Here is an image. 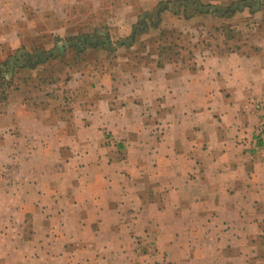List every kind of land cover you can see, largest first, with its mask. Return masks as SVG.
Segmentation results:
<instances>
[{
	"label": "crops",
	"instance_id": "obj_1",
	"mask_svg": "<svg viewBox=\"0 0 264 264\" xmlns=\"http://www.w3.org/2000/svg\"><path fill=\"white\" fill-rule=\"evenodd\" d=\"M256 47L181 64L123 57L74 82L70 116L44 134L24 128L43 111L11 106L20 134L4 131L1 169L29 173L3 184L0 264H264V38Z\"/></svg>",
	"mask_w": 264,
	"mask_h": 264
},
{
	"label": "rangeland",
	"instance_id": "obj_2",
	"mask_svg": "<svg viewBox=\"0 0 264 264\" xmlns=\"http://www.w3.org/2000/svg\"><path fill=\"white\" fill-rule=\"evenodd\" d=\"M94 1L97 3L94 4ZM191 1L24 0L19 5L10 0V3L13 2L10 4L11 12L18 16L14 22L10 17L6 16L5 19L6 11L3 7H7V3L0 0V66L16 58L20 66V56L23 62L29 60L36 63L38 56L46 57L58 48L59 43H64L63 52L53 53L62 55L56 59L44 61L34 69L15 67V85L7 100L0 101V233L5 222L2 217L5 200L8 201L7 197L4 199L2 196L3 189H6L9 180L13 181L15 175L10 170V165L8 171L1 169V166L10 163L11 158L9 154L5 156L1 152V141H4L5 134H9L5 130L20 134L17 127L8 125L9 119L4 116L9 113L11 106L26 103L28 108L25 111L39 109L41 115L43 111V125L25 122L24 128L28 132L44 134L46 131L60 130V125L55 122L56 118L70 116L71 103L79 97L72 92L76 87L74 82L78 83L85 78L84 85L80 87L84 89L86 83H92L91 76L101 69H112L119 63L125 64L126 59L123 57L128 58L129 66L145 64L153 59L155 50L162 51V48L169 45L173 49L168 55H164V60L179 64L185 60L193 63L191 53L195 52L206 51L207 54L214 55L237 51L244 55L255 53L256 43L264 38V0H196L204 7L218 6L221 9L233 8L236 4L245 5L240 11L224 17L216 13H192L189 7L182 5ZM257 1L260 6L253 11L250 5ZM164 7L168 9L161 12L156 28L151 27L157 10ZM229 29L235 32L232 38L227 36ZM131 36H134L135 44L132 49L124 45L118 46ZM106 41L109 42L108 45ZM107 47L112 48L111 52ZM114 51L118 52L115 54ZM40 78L43 81H39ZM15 86H18L17 89ZM11 120L14 121L15 118L11 117ZM63 130H67V127ZM111 141L114 140H107L108 143ZM107 142L104 143L107 145ZM112 145H117L116 141ZM62 155L67 158L68 152L63 150ZM122 156L123 152H120L116 157ZM42 161L37 157L33 163L40 164ZM52 165L53 161L49 163V170ZM28 173L29 164L23 166L15 178L25 179ZM4 182H7L6 186L3 185ZM27 189L28 187L22 188L23 193ZM23 202L27 216L20 227L24 229L27 239L31 237L35 220L30 219L33 208L28 197H24Z\"/></svg>",
	"mask_w": 264,
	"mask_h": 264
},
{
	"label": "trees",
	"instance_id": "obj_3",
	"mask_svg": "<svg viewBox=\"0 0 264 264\" xmlns=\"http://www.w3.org/2000/svg\"><path fill=\"white\" fill-rule=\"evenodd\" d=\"M182 2H180L181 4ZM198 4V5H196ZM183 6L185 7H189L190 11L193 13H199V14H208V13H216L218 16L220 17H224L225 15L227 14H232V13H235L237 11H240L241 9L240 8H237L235 11H232V9L234 8H226V9H221L220 7L218 6H215V7H210V6H207V7H204L202 6L198 1L196 0H192L190 3H182ZM199 5L202 6L203 9H207V8H211L212 11H206V12H203L202 10H200L199 8ZM236 5H243V4H236ZM257 5L256 4H251L250 5V8L253 10V11H256L255 9H257L255 6ZM168 7H164V8H159L157 10V14H156V18L153 20L152 24H151V27L153 28H156L158 22H159V19H160V14L163 10H167ZM178 11V10H176ZM147 17L151 20L152 18L149 17V15H147ZM146 16L144 18H147ZM224 30V29H223ZM235 34V32L233 30H228L227 31V36L228 38H232L233 35ZM134 36H131L129 37L128 39H125L123 40L122 42L119 43L118 46H126V47H131L133 44H134ZM107 45H108V41H106ZM105 46H107L106 44H104ZM166 48H162V51H161V54L163 53H170L172 51V47L171 45L169 46H165ZM79 49H81V47H79ZM107 49L109 50V52H111L112 48L111 47H107ZM59 56H62V55H50L49 57H47L45 59V57H42V56H38L36 58V63L35 62H31L28 60V62H25L24 61V64L23 66H19L18 65V60L17 58L16 59H12V60H8L7 62H5L4 64H1L0 66V101H6L8 96H9V92L13 89L14 85H15V73H14V68L15 67H20V68H24V67H27L29 69H34L37 67L38 64L40 63H43L44 61L47 62V60L49 59H56L57 57ZM39 81H43L42 78L39 79ZM16 89L18 86H15Z\"/></svg>",
	"mask_w": 264,
	"mask_h": 264
},
{
	"label": "water",
	"instance_id": "obj_4",
	"mask_svg": "<svg viewBox=\"0 0 264 264\" xmlns=\"http://www.w3.org/2000/svg\"><path fill=\"white\" fill-rule=\"evenodd\" d=\"M259 6H260V3L257 1V5H256L255 7L257 8V7H259ZM199 8H200V10H202L203 12H206V11H208V10H209V11H212L211 8L203 9L201 5H199ZM237 8L243 9V8H245V5H235L234 8L232 9V11H235ZM63 45H64V43H59V44H58V48H57L56 50L50 52L49 54H47V56L45 57V59H46L47 57H49L51 54H53L54 52H57V53H61V52H63ZM19 58H20V60H21V64H20V66H23L24 62H23V60L21 59V56H20Z\"/></svg>",
	"mask_w": 264,
	"mask_h": 264
},
{
	"label": "built area",
	"instance_id": "obj_5",
	"mask_svg": "<svg viewBox=\"0 0 264 264\" xmlns=\"http://www.w3.org/2000/svg\"><path fill=\"white\" fill-rule=\"evenodd\" d=\"M258 109L262 112V120H261L259 130L260 132H264V106L260 105L258 106Z\"/></svg>",
	"mask_w": 264,
	"mask_h": 264
}]
</instances>
